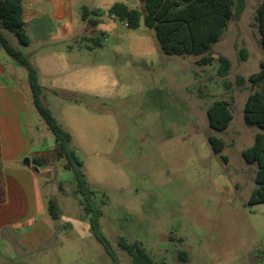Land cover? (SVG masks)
Wrapping results in <instances>:
<instances>
[{
    "label": "rangeland",
    "instance_id": "374dc122",
    "mask_svg": "<svg viewBox=\"0 0 264 264\" xmlns=\"http://www.w3.org/2000/svg\"><path fill=\"white\" fill-rule=\"evenodd\" d=\"M71 1V23L54 22L49 12L27 22L31 60L42 72L47 105L72 135L120 264H132L121 238L142 243L159 264H264V203L249 204L258 167L243 157L260 129L244 119L251 84H236L237 75L258 73L264 60L255 20L261 0H246L242 18L214 46L216 57L232 61L231 88L218 76L217 61L203 66L192 56L165 54L143 23L133 30L109 16L114 4L130 0ZM84 5L99 9L103 22L87 30ZM75 28L102 45L80 39L70 51ZM235 45L248 50L247 60L239 59ZM216 100L229 101L233 112L223 133L209 125L207 110ZM41 121V139L51 152L53 138ZM212 135L225 143L220 154L209 142ZM49 160L48 195L61 212L56 239L2 264H111L91 232L73 173L56 154Z\"/></svg>",
    "mask_w": 264,
    "mask_h": 264
},
{
    "label": "trees",
    "instance_id": "16d2710c",
    "mask_svg": "<svg viewBox=\"0 0 264 264\" xmlns=\"http://www.w3.org/2000/svg\"><path fill=\"white\" fill-rule=\"evenodd\" d=\"M143 10L130 8L127 4H114L109 10L111 18L126 23L129 29H139L141 24L154 31L160 50L168 55L192 56L198 64L212 65L215 61L214 46L223 38L229 25L242 18L246 9V0H140ZM82 20L89 28L103 22L99 9L82 7ZM255 20L264 49V0L256 8ZM7 33L13 34L19 45L28 47L32 44L24 20V0H0V45L7 55L28 73L33 105L52 133L55 140V154L65 160V169L73 173L76 192L85 214L89 217V227L93 236L104 246L111 258V264H120V257L102 231L101 219L103 210L94 200L95 192L90 187L83 161L72 146V135L57 120L46 102L45 87L41 83L40 72L31 59L17 48ZM101 46V39L86 38ZM241 61L247 60L249 52L246 48L235 45ZM218 76L223 79L226 87L232 71V61L222 54L217 59ZM238 87L251 84L245 106L244 119L250 127H257L252 146L244 150L243 157L248 164L258 167L255 182L256 188L249 199L250 205L264 203V60L260 63V71L248 78L236 76ZM210 129L213 132H225L232 120L231 103L227 100H216L207 110ZM213 151L220 154L225 147L223 139L214 135L209 137ZM227 162V157H223ZM43 159H34L39 164ZM49 212L54 221H61V212L56 200L51 199ZM119 247L131 258L132 264H159L148 253L140 242L129 243L125 238L119 241ZM183 260L187 254L181 253Z\"/></svg>",
    "mask_w": 264,
    "mask_h": 264
},
{
    "label": "crops",
    "instance_id": "0c3cea01",
    "mask_svg": "<svg viewBox=\"0 0 264 264\" xmlns=\"http://www.w3.org/2000/svg\"><path fill=\"white\" fill-rule=\"evenodd\" d=\"M130 1L131 4H127L130 8L143 10L140 0ZM44 12H49L54 22L67 20L71 23L72 1L24 0L26 25L29 21L40 20ZM86 27L88 30L87 24ZM81 32L77 28L72 31L68 44L70 51L77 48H72L73 41L86 40ZM32 45L33 41L25 47L26 52L22 51L30 59ZM213 57L216 61L218 55ZM36 67L43 85L42 72ZM40 122L27 71L19 67L0 45V264L26 251L45 249L56 239L55 221L49 212L50 200L56 198L48 195L51 179L47 176L52 169L49 158L55 154V140L47 128L53 138L50 152L41 139ZM35 158L43 161L35 164ZM26 159L30 160L29 166L25 164Z\"/></svg>",
    "mask_w": 264,
    "mask_h": 264
},
{
    "label": "water",
    "instance_id": "95a60500",
    "mask_svg": "<svg viewBox=\"0 0 264 264\" xmlns=\"http://www.w3.org/2000/svg\"><path fill=\"white\" fill-rule=\"evenodd\" d=\"M25 164L29 166L30 165V160L26 159Z\"/></svg>",
    "mask_w": 264,
    "mask_h": 264
}]
</instances>
